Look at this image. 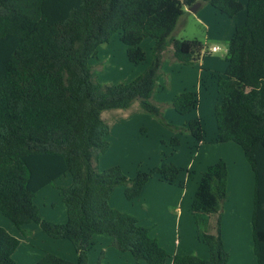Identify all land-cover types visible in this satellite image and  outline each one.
<instances>
[{"label":"trees","instance_id":"obj_1","mask_svg":"<svg viewBox=\"0 0 264 264\" xmlns=\"http://www.w3.org/2000/svg\"><path fill=\"white\" fill-rule=\"evenodd\" d=\"M197 2L229 17L245 11L244 22L228 40L226 67L214 79L219 101L213 115L215 141L238 144L254 173L253 253L257 264H264V0H0V213L22 232L34 223L49 237L70 241L77 255L70 261L46 251L34 264H103L102 253L95 263L88 259L94 236L101 234L137 262L164 264L170 258L150 227L113 207L110 198L119 185L128 200L138 198L152 177L172 183L179 168L163 163L132 177L119 165L100 169L99 156L110 145V128L101 113L137 101L142 111L160 117L153 97L163 53L170 49L180 65H193L205 52L199 39L174 35L186 8ZM117 33L133 64L146 62L140 43L151 39V59L129 81L100 83L90 61ZM198 102L197 92L183 90L168 104L185 115ZM182 129L196 143L205 139L198 117ZM171 142L178 143V137ZM67 173L72 182L60 192L66 221L46 220L34 199ZM226 179L224 160L208 165L190 204L208 257L176 253L170 264H228L220 234ZM212 214L218 217L215 233L208 229ZM19 243L0 226V264H16L13 253Z\"/></svg>","mask_w":264,"mask_h":264},{"label":"crops","instance_id":"obj_2","mask_svg":"<svg viewBox=\"0 0 264 264\" xmlns=\"http://www.w3.org/2000/svg\"><path fill=\"white\" fill-rule=\"evenodd\" d=\"M240 1L243 4L246 3V0H245V2H244V0H240ZM186 11H187V13L185 16V20H188V18L193 19L196 21V23H198L199 25H201L205 28V35H204L205 40H209L211 38V40L214 41L216 39H221V38L225 39L226 38L227 43H228V40L230 39V37L234 31L235 26L237 24L243 23L244 19H245V15L242 16L240 13L242 11L238 12L235 16L229 17L225 14L220 13L217 9H215L214 7H212L211 5H209L207 3H202V4L200 3L194 12L188 11L187 9H186ZM244 14H245V11H244ZM226 17H228V18L226 19ZM242 18H244L243 21H242ZM186 24H187V22H186ZM212 28H214V29H212ZM177 31H178V27L174 30L176 38H177V35H176ZM144 41H146V40L144 39L140 43L142 49H143L142 45H143ZM111 43H112V38L110 39V41L108 43L102 44L105 47V49H104L105 53L106 52L108 53V51H106V49L110 46ZM102 45H100V46H102ZM152 45L153 44L150 43V48H152ZM204 45H205V52H204L205 54L206 53H214L217 51V50L216 51H210L209 50L210 47L216 46L215 43L211 44V43L205 41ZM125 48H126V46H125ZM98 51H99V48H98ZM168 51L170 52V54H168V56L170 58L168 57V59L172 63V66H171L172 69L175 70L176 68H181L182 65H180L174 59L170 50H166L164 52L163 56L167 55L166 53ZM225 51H227V49ZM203 54H202L201 58L199 59V61L197 63L193 64V66L194 65L198 66L197 78L200 79L203 73H207L206 75H209L212 78V81L214 82L215 76L218 74H221L222 70L224 71V69L226 67V62L221 60L220 58H218L216 56L207 57ZM166 57L167 56H165L164 58H166ZM98 58L100 59V61H102V60L104 61V59L101 56H98ZM175 65H177V66H175ZM134 66H137V65H134ZM107 67H108V65H107ZM142 70H143L142 68H139V71L132 73L133 74L132 76L136 77ZM204 70H206V71H204ZM171 78H172V76H171ZM187 78H188V76H186L185 79H187ZM124 81H129V80H124ZM183 81L182 82L179 81L178 85L175 87V89H173L172 86L174 85V83L170 80L169 84L170 85L172 84V85H171L169 92H167V95L163 96L162 94H160L158 92V90H156L154 97H153V101L156 102L157 104L167 102V101L169 102L171 100V98L176 94V92L178 93V92H181L183 90H189L190 89L189 85H185ZM200 82H198V84H197L199 87L201 86ZM197 85H195L196 88H198ZM139 109H140V107H139L138 102L134 101L130 106H128L125 109H111V110L102 111L101 116L104 119V121H106V123L109 125V128H110L109 137L113 136V134H114L115 135L114 136L115 141H113L111 138L108 137V139L110 140L109 149L104 154L100 155L99 159H98V166L100 169H105V168L113 166V165H119L120 167L123 168L124 165L120 164L116 160H130L132 163H135V164L137 163L136 167H135L136 171L140 170V169H144V168L150 169V168H152V166H154V164H157V163H151V165H145V159L144 158H145V155H147V156L149 155V152H148V154H145L144 152H141L140 150H135L133 152L127 153V150H128L127 144L128 143L126 141H127L128 135H129V129L128 128L136 127V130H137L139 125L146 124L143 126H149L150 124L155 122V120H152L147 115L139 113L140 112ZM195 109H197V106ZM194 110H192L190 113L183 115V116H185L184 121L185 120L187 121V120L192 119L194 117H198L201 119L200 114H199L200 112L196 110L195 113H192ZM167 112L170 113V117L168 119L170 122L178 124L181 121L182 118H179L178 114H176V112H172L171 109H168ZM165 116H166V113H165ZM135 117H136V119H134ZM131 119H133L132 123H131ZM210 123L212 124L211 130L208 132L206 131V127L203 124L204 133H205V139L203 141L196 143L194 141V139L191 137V135L189 134V138H187V141L189 142L188 146H190L192 148H196L198 151L197 153H195L196 158L200 157L202 159L205 155V149H203V147H204L203 145L205 144L206 141H208L207 139H210L211 143L212 144L214 143L213 147H214L217 155H213L212 158L207 159L202 164V166L200 168H198L199 171H198V169L193 168L194 161H192V162L189 161L187 163L188 168L186 167L187 168L186 174L182 177L179 176V174H178V176L176 177V179L172 183H168L164 180H160V178L158 176L152 177L144 185L142 192H141L139 197H141L144 190L150 186H153V187L158 186L157 190H164L165 191L164 195H166V196H162V200L167 202V203L172 204L171 209H172L173 213L168 214L167 218H169L171 221V228L173 227L174 231H176V235H175V233H172L173 252H172L171 256L176 254V253H192V254L198 255L202 258H207L208 257V247H205L204 245L200 244V240L198 239L197 234L194 235V237H193V238H197L196 243H195L196 245H193V247H190V248L181 247V245H182L181 239H182L183 233L187 230V225H185V224L187 223V221L189 219L191 220L192 215L190 212V204H191V200H192L193 194L195 192L197 183H198L199 178L201 176V173L205 170V168L208 165L214 163L218 159L224 160V162L226 163V166H227V179H226L227 198H226V201L223 205V210H222L221 219H220V234H221L222 239L224 241L225 248L228 251V264H257L256 257L253 253V239H252V225H251V215H252V209H253V194H254L255 178L253 177L252 171L249 168V165H248V163L244 157V152L238 146V144H236L232 141H228V142H224V143L216 142L215 141V138H216L215 126L216 125L213 122V120H210ZM137 133H138V131H137ZM115 142H119L120 145L116 146ZM120 153H121V155H120ZM141 153L142 154L144 153L142 155V157H141ZM101 161H102V165H100ZM141 164H144L145 166L142 167ZM191 170H193V172H195L194 179H192L193 177L190 176ZM192 180H193V182H191ZM66 181H67V184H69V185L71 184L70 182H72L71 179H68ZM177 182L179 183V185L175 184ZM190 183H193L192 191H191V188L189 186ZM50 185H52V184H50ZM50 185H47L46 187L42 188L40 191H38L37 194L41 193L42 191H48L47 189H49L48 187ZM244 186L246 188L245 189L246 195L243 197L242 192H243ZM114 192H115V190H114ZM156 193H157V191H156ZM56 195H57V193H56ZM112 198L113 197L111 196L110 203L112 201ZM44 199H45L46 203L50 204V208L56 207V204H54V202H52L51 200H48V194L44 196ZM184 201H187V204L184 207V209H186V213L189 212V214H188V218L186 220L182 221L183 217L185 215L184 209L182 208ZM34 202H35V199H34ZM131 202L133 203V199L131 201L126 202V205H128ZM116 207L120 210H123V211L130 213V214L135 215L132 211H130L128 209H121L118 206H116ZM38 209H39V207H38ZM64 209H65V206H64ZM39 211H40V209H39ZM2 216L3 215L0 213V220L3 217H5V216H3V217ZM41 216H42V214H41ZM154 217L157 218L158 214L152 216V219ZM42 218L49 220V221H52V222H58V223L63 222L64 223L66 221V210H64V212H62V214L60 215V217L58 219H55V216L52 214L47 215L46 217L42 216ZM167 218L166 219L162 218V219L167 220ZM217 218H218L217 214H212L210 216L208 229L211 233H215V231H216ZM6 219H8V218H6ZM138 220L142 225L146 226L145 224H143L141 222L140 218H138ZM10 223H11V225H9V226H8V224H5L6 229L10 232V234L14 235L15 237H17L20 240V243H19L18 247L15 249L13 256L15 255L17 250L20 248H23L25 250V252L32 254L31 252H29V249L31 246H34V245H31L32 244L31 241L34 238L35 234H37V236L42 237V239L44 237H48L45 239H49V240L52 239L51 243H53L56 246L53 248V250L48 249V250H45V252L49 251V252L61 255L70 261H76L77 255H76L74 248L72 246H70V244H69V243H71L70 241H68L66 239L55 240L53 238H50L49 236L45 235L39 229V226L37 224H34V223H30V224L25 225L23 227L24 232H22L18 228H16L12 224L11 221H10ZM0 224H3V223H0ZM150 233L154 237H156V235L153 233V230H151ZM159 240L160 239H158V241ZM93 241H94V245H93L92 249L89 251V256H88L90 263H94L96 261V260H94V254H95L96 249H97V251H99L98 257H100V253H102L103 256L105 257L106 253H108L110 251L109 252L110 255L114 254L116 256L123 257L129 262L130 257L127 254H123V253H128V252L122 253L121 251L119 252L116 248H114V246L111 245L112 239L110 236H108L106 234L95 235L93 238ZM62 249H64V251ZM114 249H116V250H114ZM31 251L34 252L36 255H38L35 262L45 253L43 251H41V253H40L37 249L31 250ZM60 253H62L63 255ZM119 253H121V254H119ZM120 255H122V256H120ZM103 262H104V264H106V259H104ZM34 263H32V264H34ZM138 263L139 262H136V264H138ZM167 263L170 264L171 260H168ZM134 264H135V262H134Z\"/></svg>","mask_w":264,"mask_h":264},{"label":"rangeland","instance_id":"obj_3","mask_svg":"<svg viewBox=\"0 0 264 264\" xmlns=\"http://www.w3.org/2000/svg\"><path fill=\"white\" fill-rule=\"evenodd\" d=\"M245 2V0H244ZM242 16H244V11L240 12ZM228 17H226L227 19ZM244 18H242L243 21ZM187 22V24H186ZM181 27V28H180ZM180 28V29H179ZM214 29V28H212ZM175 35V33H174ZM177 38H186V39H199L200 41H205L211 43V44H216L219 46L218 50L214 53H204L203 55L209 57V56H216L220 58L221 60L225 61V54H226V49H227V40L225 39H216V40H205L204 35H205V28L198 23H196L195 20L189 19L183 21V23L178 27V31L176 33ZM176 37V36H175ZM143 43V51L146 54V62L140 63V64H133L131 63L127 56H126V48L125 44H123L119 38V34H114L112 36V43L110 46L106 49L108 53L106 54L104 52V45L98 47L99 51H97V58H92L90 63L92 64V70L94 72V78L100 82V83H116L124 80H131L134 78L132 76L134 72L139 71V68L144 69L145 65L150 61L151 59V48H150V43L153 44L152 40L149 38L145 39ZM170 50V49H168ZM164 54V53H163ZM167 55L163 56V62L159 74V79L157 84L159 85L157 88L158 92L162 94L163 96L167 95V92H169L171 85L169 84L170 80L174 83L172 86L173 89L178 85L179 81L182 82L186 76H188L187 79H185L183 82L185 85H189V90H193L195 92H198V105L197 109H195L192 113H195L196 110L199 111L200 117L202 120V123L206 127V131L211 130V123L210 120H213L215 123L214 115H213V108L214 105L219 101V95L216 91L215 83L212 81V78L209 75H206L207 73H203L201 78H197L198 76V66L196 65H182L181 68H176L175 70L172 69V63L168 59V54L170 52L168 51L166 53ZM98 56H101L104 61H100ZM167 56L166 58H164ZM224 57V58H223ZM170 58V57H169ZM226 62V61H225ZM177 63V62H176ZM197 63V62H196ZM108 67H107V65ZM227 64V63H226ZM137 65V66H134ZM177 66V65H175ZM206 71V70H204ZM223 73V70L222 72ZM172 76V78H171ZM201 81V82H200ZM200 82L201 86L199 87L197 84ZM197 85L198 88L195 87ZM188 88V87H187ZM176 92V91H175ZM174 92V93H175ZM177 93V92H176ZM179 93V92H178ZM172 96V95H171ZM172 99V98H171ZM169 102H163V103H158L161 111L160 117H156L155 115L144 112L141 109L139 113L145 114L148 117H150L152 120H155L152 124L149 126H143L146 124L139 125L137 130L136 127L128 128L129 129V135L127 138V145H128V152H133L135 150H140L141 152H144L145 154V165H151V163H157L154 164V166H161L163 163H173L179 168V176H184L186 174V169L187 163L189 161H194V169H198L202 166V164L207 160L212 158L213 155H217L215 152V149L213 147L214 143L212 144L210 139H207L208 141L205 142L203 145V149H205V155L201 159L200 157L196 158L195 153H197L196 148H192L188 146V141L187 138H189V132L185 129H182L184 126V121L185 116L180 115L178 113V117L182 118L181 123L179 122L178 124L170 122L168 119L170 117V113L167 112L168 109H171L172 112H175L172 106L168 104ZM166 113V116H165ZM162 116L164 119H162ZM136 119V117L134 118ZM133 122V119H131V123ZM178 127V129L176 128ZM216 128V126H215ZM138 131V133H137ZM134 134V135H133ZM210 135V134H209ZM115 135L109 137L113 141H115ZM173 136L178 137V143L177 142H171ZM208 136V135H207ZM209 137V136H208ZM109 140V139H108ZM110 142V140H109ZM216 144V143H215ZM116 146H119V142H115ZM239 146V145H238ZM240 147V146H239ZM241 148V147H240ZM242 149V148H241ZM243 151V150H242ZM143 153V154H144ZM141 153V157L143 155ZM102 155V154H101ZM121 155V153H120ZM119 155V156H120ZM245 157V155H244ZM246 159V157H245ZM120 164L124 165L122 170L129 176H134L136 173V164L132 163L130 160H116ZM249 168L251 169L250 163L246 159ZM100 165H102V161L100 162ZM144 164H141V166H145ZM152 166V167H154ZM187 167V168H186ZM143 170H147V168H144ZM199 171V169H198ZM252 171V169H251ZM194 179V174L193 170H191L190 173ZM253 177L254 173L252 171ZM67 175V176H66ZM65 176L57 179L52 185H50L47 189L48 191H42L41 193L37 194L35 198V204L39 207L40 209V216H47V215H54L55 219H58L62 212H64V205L61 199V189L64 187L69 186L67 184L68 179H71L70 174H66ZM255 178V177H254ZM193 182V180L191 181ZM255 182V181H254ZM71 183V182H70ZM178 184L179 183H175ZM191 191H192V186L193 183L189 184ZM157 187L150 186L146 188L142 194L141 197L133 199V203H129L126 205V202L131 201L128 200L125 197L124 194V186L119 185L116 187L115 192L112 195V201L111 205L113 207L117 208L116 206L120 207L121 209H128L132 211L137 218H140L141 222L145 224L146 226L150 227L151 230H153V233L156 235L158 239H160L159 243L168 251V253L171 255L173 252V245H172V233H175L174 228H171V221L169 218H167L168 214H172L173 211L171 209L172 204L167 203L162 200V196H166L164 190H157ZM245 186L243 188L242 196L244 197L246 195L245 192ZM157 191V193H156ZM57 193V195H56ZM48 194V200H51L56 204V207L50 208V204L46 203L44 196ZM60 196V197H59ZM45 203V204H44ZM187 201L183 202L182 208L186 206ZM118 209V208H117ZM123 211V210H122ZM158 214L157 218H153L152 216ZM184 217L183 220H186L188 218V213H186V209H184ZM133 215V214H132ZM41 216V217H42ZM3 217V216H2ZM1 217V218H2ZM166 219L167 220H163ZM4 218V219H3ZM0 220L1 227H3L6 231H8L5 227V224L11 225L10 221L3 217ZM152 219V220H151ZM58 223V222H55ZM63 223V222H62ZM187 230L183 233L182 239H181V247H193V245H196V239L193 238L194 235L197 234V228L195 226L193 217L191 216V220L189 219L187 223ZM40 229V228H39ZM41 230V229H40ZM42 231V230H41ZM170 231V232H169ZM9 232V231H8ZM43 232V231H42ZM210 232V231H209ZM216 232V231H215ZM10 233V232H9ZM44 233V232H43ZM179 233V232H178ZM211 233V232H210ZM45 234V233H44ZM180 234V233H179ZM47 235V234H45ZM48 236V235H47ZM198 237V234H197ZM48 237H38L37 234H35L34 238L31 241V246L29 249V252L32 254H29L28 252H25L23 248H20L17 250L15 255L13 256L14 261L16 264H32L35 262L37 259L38 255H36L34 252L31 250L37 249L40 253L41 251L45 252V250L52 249L56 247L53 243H51L52 239H45ZM52 238V237H50ZM54 239V238H53ZM199 239V238H198ZM58 240V239H55ZM62 240V239H61ZM200 240V239H199ZM70 246L73 247L71 243H69ZM200 244L204 245L205 247H208L204 242L200 240ZM112 245V244H111ZM113 246V245H112ZM74 248V247H73ZM64 251V249H62ZM116 250V249H114ZM110 252V251H109ZM106 253V256L102 257V262L104 259H106V264H136V260L129 255V253H123L127 254L130 259L129 262L123 258L116 256L114 254L110 255ZM120 252V251H119ZM62 254V253H60ZM121 254V253H119ZM58 255V254H57ZM63 255V254H62ZM99 251L97 249L95 250L94 254V260L95 262L98 261L99 257ZM61 256V255H59ZM122 256V255H120ZM63 257V256H61ZM98 257V258H97ZM67 259V258H66ZM168 260H171L168 258L164 264H168ZM94 262V263H95ZM104 264V262H103ZM138 264H146L144 261H139Z\"/></svg>","mask_w":264,"mask_h":264},{"label":"water","instance_id":"obj_4","mask_svg":"<svg viewBox=\"0 0 264 264\" xmlns=\"http://www.w3.org/2000/svg\"><path fill=\"white\" fill-rule=\"evenodd\" d=\"M199 4H200V3L197 2V3L193 4L192 6L187 7L186 9H187L188 11L194 12V11L197 9V7L199 6Z\"/></svg>","mask_w":264,"mask_h":264},{"label":"built area","instance_id":"obj_5","mask_svg":"<svg viewBox=\"0 0 264 264\" xmlns=\"http://www.w3.org/2000/svg\"><path fill=\"white\" fill-rule=\"evenodd\" d=\"M218 48H219V47L216 45V46H212V47H210L209 50H210V51H216V50H218Z\"/></svg>","mask_w":264,"mask_h":264}]
</instances>
